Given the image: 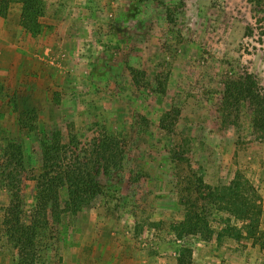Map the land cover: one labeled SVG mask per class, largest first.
Wrapping results in <instances>:
<instances>
[{"label": "rangeland", "instance_id": "374dc122", "mask_svg": "<svg viewBox=\"0 0 264 264\" xmlns=\"http://www.w3.org/2000/svg\"><path fill=\"white\" fill-rule=\"evenodd\" d=\"M42 1L36 38L20 3L0 16V264L20 263L5 215L20 188L31 221L57 132L69 162L109 158L110 174L77 209L60 190V222L28 264H179L183 248L190 264H264V137L250 103L222 104L245 74L264 93V0ZM202 181L235 192L211 198ZM187 202L211 239L172 230Z\"/></svg>", "mask_w": 264, "mask_h": 264}, {"label": "trees", "instance_id": "16d2710c", "mask_svg": "<svg viewBox=\"0 0 264 264\" xmlns=\"http://www.w3.org/2000/svg\"><path fill=\"white\" fill-rule=\"evenodd\" d=\"M152 1V0H141ZM20 3L22 6L21 26L33 37L42 33V18L45 16V2L42 0H0V16H5V11L11 3ZM133 71L135 84L140 87L137 78L138 72ZM223 109L232 105L241 106L246 101L251 104L253 111L252 127L264 137V93L258 81L251 75L245 74L238 80H227L224 83ZM164 130L171 131L168 124L161 123ZM52 139L45 140V163L44 172L37 180L38 197L34 214L29 223H24L21 217V192L20 188L11 194V203L7 209L4 224L8 239L18 250L19 264H28L32 259L40 257V240H46L49 236L52 223H58L61 219L62 206L60 200V190L67 188L69 205L75 209L86 205L103 193V188L99 184L97 176L105 173L110 174L109 158L107 165L97 162L95 166L71 163L68 160L67 150L69 147L63 144L62 136L59 132L52 133ZM12 150L22 157L20 148ZM105 152L108 153L107 150ZM114 152L112 151V156ZM114 157V156H113ZM210 190L211 198H217L216 191L235 192L231 188H221L217 190L205 186ZM247 191V190H244ZM244 193V192H242ZM239 195V194H238ZM236 205L235 201L233 202ZM245 207V205H242ZM172 230L178 239L185 236L198 235L204 239H211L214 231L210 227L207 216L201 212L196 205L187 202L184 220L174 225ZM228 232L229 231H225ZM223 232V233H225ZM223 235V234H221ZM191 251L183 248L178 259L179 264H190Z\"/></svg>", "mask_w": 264, "mask_h": 264}]
</instances>
